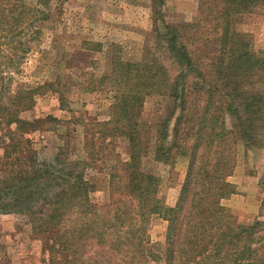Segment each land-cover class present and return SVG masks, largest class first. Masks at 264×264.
<instances>
[{"label":"trees","instance_id":"16d2710c","mask_svg":"<svg viewBox=\"0 0 264 264\" xmlns=\"http://www.w3.org/2000/svg\"><path fill=\"white\" fill-rule=\"evenodd\" d=\"M54 1L0 2V44L12 27L28 32L37 21L49 20ZM200 2L206 15L200 35L190 36L191 24L165 21L156 30L159 44L179 69L177 76H166L159 64H119L111 120L100 124L98 141L113 146L108 138L121 136L129 158L118 161L109 176L107 204H95L90 196L86 160L58 153L47 162L30 138L56 119L30 121L22 115L35 107L37 96L58 93L57 82L21 86L7 91L6 98L0 90V213L28 218L50 264H264V221L239 224L224 203L235 194L229 178L237 166V145L264 147V93L257 87L264 84V53L253 50L247 35L233 27L236 16L264 8V0ZM164 5L165 0H152L153 13L159 15ZM15 14L14 24L9 18ZM154 94L175 105L153 140L142 113ZM227 115L235 119V129L225 126ZM149 156L165 164L179 157L188 161L173 207L159 197L160 178L144 168ZM101 159L105 156L96 157ZM156 216L168 222L163 253L149 239ZM94 249L101 252L89 254Z\"/></svg>","mask_w":264,"mask_h":264},{"label":"rangeland","instance_id":"374dc122","mask_svg":"<svg viewBox=\"0 0 264 264\" xmlns=\"http://www.w3.org/2000/svg\"><path fill=\"white\" fill-rule=\"evenodd\" d=\"M200 5V0H165L158 15L153 13L152 0H55L49 20L37 21L28 32L20 33V27L9 26L14 34H9L0 44V90L6 98L7 91L16 92L21 86L57 82L58 93L49 90L37 96L35 107L22 118L31 121L51 116L56 119L44 124L45 129L36 130L30 138L41 159L47 162H54L58 153L63 158H82L88 162L87 178L95 204L109 202V176L116 170L118 161L129 158L126 141L121 136L108 138L113 146L98 141L103 129L100 124L111 120L120 62L159 64L166 76H177L179 69L159 44L156 30L165 21L171 25L191 24L194 29L190 36L200 35L201 19L206 16L201 13ZM16 17L17 14L12 15L9 22L17 23ZM233 27L247 35L253 50L264 53L263 7L236 16ZM257 87L264 93V84ZM174 105L171 98L156 94L146 99L142 118L151 125V139H155L160 124ZM179 115L176 112L171 122V136ZM234 123L235 119L227 115L225 126L232 130ZM190 126L180 125V130L183 128L185 132ZM261 132L264 134V129ZM99 149L102 152L98 154ZM2 155L0 148V158ZM98 155L105 159L96 160ZM143 165L160 178L162 201L175 206L188 161L179 157L165 164L149 156ZM229 181L235 187V194L224 203L234 219L244 225L264 221V147L245 148L240 142L237 166ZM167 229V221L153 217L149 239L151 247L161 253ZM99 252L94 249L89 254ZM0 264H50L42 241L34 235L28 218L21 214L0 213Z\"/></svg>","mask_w":264,"mask_h":264}]
</instances>
